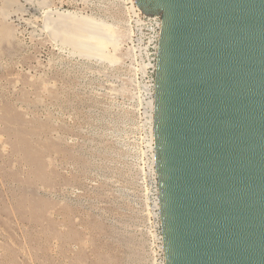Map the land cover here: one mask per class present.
Returning <instances> with one entry per match:
<instances>
[{"label": "rangeland", "instance_id": "374dc122", "mask_svg": "<svg viewBox=\"0 0 264 264\" xmlns=\"http://www.w3.org/2000/svg\"><path fill=\"white\" fill-rule=\"evenodd\" d=\"M56 10L112 23L117 60L62 48L45 28ZM140 13L135 0H0V264H166Z\"/></svg>", "mask_w": 264, "mask_h": 264}, {"label": "water", "instance_id": "95a60500", "mask_svg": "<svg viewBox=\"0 0 264 264\" xmlns=\"http://www.w3.org/2000/svg\"><path fill=\"white\" fill-rule=\"evenodd\" d=\"M162 19L153 134L166 264H264V0H135Z\"/></svg>", "mask_w": 264, "mask_h": 264}, {"label": "bare ground", "instance_id": "6f19581e", "mask_svg": "<svg viewBox=\"0 0 264 264\" xmlns=\"http://www.w3.org/2000/svg\"><path fill=\"white\" fill-rule=\"evenodd\" d=\"M18 10L19 8H12L5 13L15 15ZM111 24L88 15L56 10L48 12L45 28L49 35L73 56L112 63L117 60L115 48L118 46V38L115 35L117 33H114L116 29L113 30ZM110 45L113 47L110 48ZM147 105L154 109V100H149Z\"/></svg>", "mask_w": 264, "mask_h": 264}, {"label": "built area", "instance_id": "2783aa9c", "mask_svg": "<svg viewBox=\"0 0 264 264\" xmlns=\"http://www.w3.org/2000/svg\"><path fill=\"white\" fill-rule=\"evenodd\" d=\"M140 17L142 21L148 27V34L150 35L147 45V57L149 58V70L152 73V78L154 80L155 69H156V59H157V50H158V42H159V35L161 29L162 19L159 14L148 15L141 12Z\"/></svg>", "mask_w": 264, "mask_h": 264}]
</instances>
